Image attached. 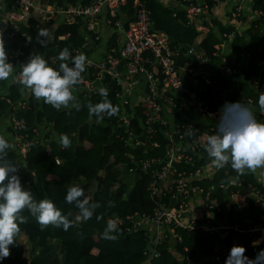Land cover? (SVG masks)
<instances>
[{"label":"trees","instance_id":"trees-1","mask_svg":"<svg viewBox=\"0 0 264 264\" xmlns=\"http://www.w3.org/2000/svg\"><path fill=\"white\" fill-rule=\"evenodd\" d=\"M36 1L40 9L62 8L63 2L66 3L67 8L76 5L88 7L92 2V0ZM138 1L149 13L152 31L165 35L170 41V49L178 53L175 59L178 68L194 65L192 63V60H195L194 57L187 56L188 49H193L197 56L206 58L208 64L219 71L213 78L212 85L205 86L202 81L199 82L200 90H205L203 98L209 102L211 113H220L222 107L215 105L214 102L221 89H225L229 92L226 103L241 102L251 109L258 120L264 122V113L261 112L258 104L261 94L252 93L246 83L251 76L256 74L243 73L237 65L225 61L220 42L222 38L218 41L211 32L204 33V17L200 18L203 26L197 29L193 23L188 21L183 10L182 12L169 10L163 7L158 0ZM8 3V8H10L9 5H13V2L11 0ZM251 4L253 11L264 8V0H251ZM135 9L134 0H128L121 12L130 18ZM107 19L113 28L114 20L110 14ZM260 23L259 21L253 22L244 34L232 29L220 30L222 34L234 32L231 45L238 59L249 56L250 60H247L253 63H264V24ZM83 24L82 18L75 17L71 22L56 27L52 39L54 48L61 51L67 47L85 52V41L81 33ZM40 28L42 27L38 21L31 18L28 27L23 29L31 39L32 48L27 55L20 56L19 65L27 62L30 55L40 54L50 66L57 68L60 61L54 65L53 55L49 49L42 48L37 43V32ZM199 38H201L200 42L197 43L196 40ZM97 41L93 43L97 45ZM111 48H117L115 37L111 38L106 50ZM146 68L153 73L155 80L162 82L163 77L159 70L157 73L149 65ZM19 72L20 69L15 75L20 76ZM184 82L189 87L185 79ZM106 86L109 93L108 99L118 111L111 117L105 115L102 122H97L94 116H89L87 105L97 104L103 98L97 96L79 99L82 95L79 93L78 84L72 90L73 95L78 99L70 102L67 108L62 107L57 110L42 102L41 109H36L29 103V109L15 115V118L21 122L20 133L27 135L31 142L30 149L24 161L11 149L6 151L5 158L18 165L17 174L21 184L31 190L33 198L36 201L42 199L53 201L62 215H66L72 222V226L67 231L53 225L42 227L35 218L29 215L27 210H24L21 215L27 217V221L19 225L21 232L16 237V244L10 246V255L3 261V264H225L226 256L222 255L218 248H227L233 242L235 234L224 230L209 234L202 231L200 227L209 224L214 229L228 224V221L234 223L235 219L242 220L250 216L249 211L237 213L229 210L223 213L226 197L221 196L219 188L238 178L255 184L252 176L246 171L243 175H238L230 166H225L219 172L214 173L211 179L194 181V185L202 190V198L205 200H208L207 192L213 188L208 203L221 207L213 208V211H206L202 215L200 209L193 205L191 217L198 226L194 231L175 229L174 232L180 240H172V249L168 240L150 247L151 239L147 238L146 232L139 229L130 230L131 224L126 220L135 215L142 217L152 214L155 202L151 198L148 187L152 172L160 171L168 158L165 150L167 142L161 136L154 135L151 138L142 139L146 143L145 146L134 150L127 149L122 129L118 127L120 98L117 97V93L120 92V88L110 82H107ZM22 89L23 86L19 84V79H13L11 82L8 79L0 81V135H4L5 132L13 135L11 128L13 113L7 101L23 102ZM28 94L30 99L37 101L32 97L30 90ZM247 99L251 100L248 104H246ZM73 103L80 106L79 111L72 107ZM175 103L178 104V102ZM136 106L138 107L135 112L136 119L129 123L134 136L140 134L137 118L141 116L138 114L139 109L144 110L141 97ZM177 112L175 120L179 123L182 113ZM33 130L41 132L40 138L34 135ZM61 134L68 135L71 140L70 148H61L59 144ZM152 160L160 163L150 165L146 172H143L141 163ZM74 185L82 187L85 194L100 205L89 220H78L76 218L78 210L64 200L67 189ZM160 201L167 209L177 207V204L171 201L168 191H163ZM207 205L210 207L209 204ZM214 211V217L210 218L209 214H214ZM109 220L117 222V230L112 233L115 239H103L101 236ZM242 242L247 245V240ZM244 248L246 249L244 255H248L250 259H254L256 254L264 249L260 245ZM150 252L154 255L152 256Z\"/></svg>","mask_w":264,"mask_h":264},{"label":"built area","instance_id":"built-area-1","mask_svg":"<svg viewBox=\"0 0 264 264\" xmlns=\"http://www.w3.org/2000/svg\"><path fill=\"white\" fill-rule=\"evenodd\" d=\"M177 1L181 4L182 10L190 23L206 17L209 13L207 5H202L194 0ZM12 2L13 7L5 11L4 14L3 21L5 24H1L0 21V34L5 40L8 61L16 67L13 79L20 80V76L15 75L16 71L19 70L20 56L27 55L32 48L31 39L23 29L28 27V22L35 11L39 25L48 29L57 14L53 10L54 7L40 9L36 0H12ZM127 2L128 0H92L88 7L76 5L64 8L65 23L71 22L75 17L86 20L96 19L102 15L103 11H106L107 16L110 14V17L114 20L113 29L119 31L122 29L119 12L127 5ZM134 2L136 9L131 21L127 24V28L123 30L121 45L117 48L105 50L102 60L93 61L87 58L88 63L85 66L84 74L77 84L79 93L82 95L79 99L100 96L99 89L106 88L107 82L120 88V92L117 93V97L120 98L118 127L122 129L127 149L134 150L145 146L146 143L142 139L144 137L151 138L154 135L161 136L167 142L165 150L168 158L160 171L152 172L148 187L151 198L155 202L152 214L142 217L135 215L126 220L131 224L130 230H144L147 238H150L148 235L149 227L154 225L159 230L157 240L149 242L151 247L164 240L179 241V237L174 232L175 229L188 232L194 231L198 226L191 217L193 205L200 209L202 215L206 211H213V208L221 207L208 203L213 188L207 192L206 198L208 200H205L202 198L203 193L200 187L193 183L197 180L211 179L214 173L220 171L210 163V159L204 151L207 136L215 134L220 113L210 112V104L203 98L205 90L201 91L199 85L198 87H192L189 84V87L186 86L185 78L175 62L178 53L170 49V41L165 35L152 31L149 13L138 0H134ZM233 13L239 19L244 17V7L236 5ZM250 17L252 23L259 21L264 24V8L253 11L251 7ZM108 22L110 24L109 20ZM195 27L199 29L196 25ZM221 38L222 41L232 42L234 32L224 33ZM94 39L98 40L95 37ZM50 43H52V40ZM69 50L72 55L85 53L83 50ZM59 52L57 51L52 57L54 65L59 62L56 59ZM187 55L194 57L195 63L199 66L208 64L207 59L197 56L193 49H188ZM246 57L250 59L249 56ZM148 65L154 68L157 73L160 72L163 77L161 83L158 79L153 78V73L146 68ZM184 72L185 75L195 73L199 78V82L202 81L205 86L212 85L213 78L219 73L216 69L213 70L212 75H208L201 72L200 67L196 69H190L189 67L184 69ZM141 75L146 77V85L135 103L137 104L141 97L144 110H140L142 118H137L140 134L134 136L129 127L130 121L136 119L130 114L132 106L130 98L131 92L136 87V82ZM246 83L251 87L252 93H264V79L260 76H251ZM23 91H25V96L29 97V89L23 87ZM221 92L224 93L225 98L229 93L225 89H221ZM25 102H27V99H23V102L19 103L7 101L13 113L11 128L13 134L12 145L14 147L11 148V151L16 153L22 161L25 160L31 142L27 135L20 133L21 122L15 118V115L30 108L29 104ZM175 102H178V104ZM250 102L251 100L247 99L246 104ZM177 111L182 113L179 123L175 120ZM192 114L200 117L206 124L197 123ZM33 133L40 138L41 132L33 130ZM56 161L59 164V161ZM155 163L160 162L156 160L143 161L141 163L142 171L146 172L147 167ZM246 172L252 176L255 184L238 178L229 184L221 185L219 191L221 196L226 197L222 209L223 213L229 210H234L237 213L249 211L251 215L242 220L233 218L235 219L234 223L228 221V224L220 225L214 229L209 224L200 227L202 231L209 234H213L218 230L231 231L235 234L233 242L227 248H218L220 253L226 257L233 246L250 248L252 245H260L264 248V169H257L255 172L246 170ZM163 191L170 193V199L177 204V207L167 209L162 205L160 197ZM227 196L229 197L227 198ZM214 215L215 211L214 214L210 213L209 217L213 218ZM239 239L245 242L247 240V245L242 241L240 242ZM150 254L154 255L153 252H150Z\"/></svg>","mask_w":264,"mask_h":264},{"label":"clouds","instance_id":"clouds-1","mask_svg":"<svg viewBox=\"0 0 264 264\" xmlns=\"http://www.w3.org/2000/svg\"><path fill=\"white\" fill-rule=\"evenodd\" d=\"M52 39L51 29L42 27L37 32V43L42 48L47 47ZM56 59L60 63L54 68L40 54L30 55L27 62L19 65V84L29 89L35 100L59 110L75 101L72 90L82 79L88 61L85 54L72 55L67 47L58 53ZM15 68L8 61L0 34V81L13 76ZM99 95L103 98L102 101L97 104L89 103L87 107L89 116L102 122L105 115L111 117L118 109L108 99L106 88H100ZM258 104L264 113V93L259 96ZM72 107L79 111L78 104L73 103ZM59 144L62 149L71 147L67 134L60 135ZM13 147L4 135H0V264L9 257L10 246L16 244V237L21 232L19 225L27 221V217L21 215L24 210L42 227L53 225L67 231L72 226V222L66 215H62L53 201H36L31 190L21 184L17 165L5 158L6 151ZM204 151L217 169L230 166L238 175H243L246 170L255 172L257 169H264V122L258 120L251 109L241 102L225 103L220 109L215 134L207 136ZM64 200L78 210V220L91 219L100 206L78 185L67 189ZM116 230L117 222L109 220L101 236L103 239H115L112 233ZM245 251L242 246L231 247L225 264H264V249L254 259L245 256Z\"/></svg>","mask_w":264,"mask_h":264},{"label":"crops","instance_id":"crops-1","mask_svg":"<svg viewBox=\"0 0 264 264\" xmlns=\"http://www.w3.org/2000/svg\"><path fill=\"white\" fill-rule=\"evenodd\" d=\"M8 1H11V0H0V7H1L0 21H1V24L3 23V25L5 24V22L3 21L5 11L13 7V5H9L10 8H8V4H9ZM158 1L163 7L169 10L182 12L181 4L177 0H158ZM194 1L202 5H207L209 7L208 16L204 17L205 18L204 33L207 34L208 32H211V34L215 38H217L218 41H220V38L222 35V33L220 32L221 29H232L235 32L244 34V32L251 27V24H252L251 17H250V8L252 7L251 0H194ZM236 5H240V6L242 5L244 7V11H245L244 17H241L240 19L235 17L233 13L234 7ZM64 8H67L65 2L62 3V8L54 7L53 9L57 15L54 21L52 22V24L49 26V29H51L52 35H53L55 28L65 23L66 21V15H65V12L63 11ZM107 17H108L107 12L103 11L102 15H100L96 19H92V20L83 19L84 24L81 27V33L85 41V44H84L85 53H86L85 55L87 58L93 61H98L102 58V56L105 53L106 47L109 44V41L111 40L112 37H115V42L117 44V47L121 45L123 41V30H124L125 23L128 20V17L124 14V12H119V20L122 22V29L119 31H115L111 27V25L108 22ZM31 18L38 20L36 11L32 14ZM260 24L263 25V23H260ZM94 37L98 39L97 45L93 43L92 38L94 39ZM244 38L246 40H249L247 37H244ZM200 39L201 38L197 39L196 42L199 43ZM3 42H5L4 39H3ZM220 42L222 44V52L225 55L224 58H226L225 61L227 62L230 61L232 65H237L238 69L243 73L252 72L253 75L256 74L254 76H258V77L260 76V78L264 79V76H261V75H264V63H261V62L253 63L249 61L250 59L247 60L248 58L238 59L237 56L232 51L231 41H220ZM4 46H5V51H7V47L5 44ZM47 48L52 53V55L56 54L57 50L54 48V45L52 43H50L49 46H47ZM192 63L194 65H192L190 69H196L197 67H200L201 72L206 73L208 75H212L213 70L217 69L210 64H202L201 66H199L193 60H192ZM186 68H189V67L180 68L181 74L183 75V77L185 78V80L188 82L189 85H191L192 87H198L199 78L196 76L195 73L185 75L184 69ZM8 80L11 82L13 80V76H10ZM136 83H137L136 87L132 90L131 98H130L132 102L130 114L133 117H136L135 112H136V109H138V107L136 106L135 102H136L137 97L145 89L146 77L144 75L139 76ZM249 88L251 87L249 86ZM225 99L226 98L224 96V93L221 92L216 98L215 104L222 107L225 104ZM29 102L31 104V107L36 108V109L40 108L37 105L41 101H38V100L34 101L32 99L30 100L29 98ZM193 118L197 123L201 125L206 124L204 120H202L200 117L196 115H193ZM5 126L6 125H4V127ZM4 131L6 130L4 129ZM4 136L11 144L12 135L10 133L5 132ZM158 233H159V230L154 225L149 227L148 235L151 238L152 242H155L157 240ZM168 242H169L170 248L172 249V244H173L172 239H169Z\"/></svg>","mask_w":264,"mask_h":264},{"label":"rangeland","instance_id":"rangeland-1","mask_svg":"<svg viewBox=\"0 0 264 264\" xmlns=\"http://www.w3.org/2000/svg\"><path fill=\"white\" fill-rule=\"evenodd\" d=\"M121 12V11H120ZM131 18L132 17H128V20H127V22L125 23V26H124V29H126L127 28V24L131 21ZM122 23V22H121ZM194 25H196L198 28H200V27H202L203 26V23H201V20L199 19V20H196V21H194V23H193ZM93 41H96V39H94ZM49 44H50V42H49ZM49 44H48V46H49ZM84 52V51H83ZM26 94H25V91H23V94H22V99H27V102H25V103H27V104H29L30 102H29V98L30 97H28V96H25ZM31 100V99H30ZM41 105H42V101L37 105L38 107H40L41 108ZM138 114H140V111H139V113ZM139 118L141 119L142 118V116H140L139 115ZM249 259H250V257L249 256H247Z\"/></svg>","mask_w":264,"mask_h":264},{"label":"water","instance_id":"water-1","mask_svg":"<svg viewBox=\"0 0 264 264\" xmlns=\"http://www.w3.org/2000/svg\"><path fill=\"white\" fill-rule=\"evenodd\" d=\"M18 166V165H17Z\"/></svg>","mask_w":264,"mask_h":264}]
</instances>
